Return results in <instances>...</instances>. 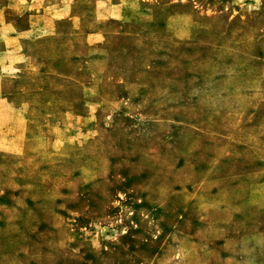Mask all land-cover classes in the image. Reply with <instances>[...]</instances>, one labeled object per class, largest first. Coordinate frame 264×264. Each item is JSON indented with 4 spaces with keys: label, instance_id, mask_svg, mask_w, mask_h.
Returning <instances> with one entry per match:
<instances>
[{
    "label": "rangeland",
    "instance_id": "1",
    "mask_svg": "<svg viewBox=\"0 0 264 264\" xmlns=\"http://www.w3.org/2000/svg\"><path fill=\"white\" fill-rule=\"evenodd\" d=\"M34 13L0 83V264H264V0H0Z\"/></svg>",
    "mask_w": 264,
    "mask_h": 264
},
{
    "label": "crops",
    "instance_id": "2",
    "mask_svg": "<svg viewBox=\"0 0 264 264\" xmlns=\"http://www.w3.org/2000/svg\"><path fill=\"white\" fill-rule=\"evenodd\" d=\"M31 17L34 19V22H31L29 27L22 29L8 22L6 18L0 22V83H2V78L13 77L16 72L33 67L30 57L24 50L25 41L38 39L41 37L39 33L44 29L53 28V20L45 14L34 13L31 14ZM50 42L51 40L35 41L31 42V46L36 52L40 50V47ZM24 79H31L33 81L34 78L29 73H25ZM1 90L0 86V93L2 92ZM1 103L3 102L0 101Z\"/></svg>",
    "mask_w": 264,
    "mask_h": 264
}]
</instances>
